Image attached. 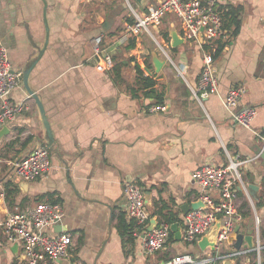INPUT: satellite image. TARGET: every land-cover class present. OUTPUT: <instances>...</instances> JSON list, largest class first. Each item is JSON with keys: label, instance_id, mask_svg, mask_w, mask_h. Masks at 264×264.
Wrapping results in <instances>:
<instances>
[{"label": "crops", "instance_id": "crops-1", "mask_svg": "<svg viewBox=\"0 0 264 264\" xmlns=\"http://www.w3.org/2000/svg\"><path fill=\"white\" fill-rule=\"evenodd\" d=\"M220 2L243 7L240 27L217 40L224 44L213 58L218 90L200 104L192 90L203 50L188 41L170 44L169 30L180 32L172 14L152 30L168 59L149 34L135 36L127 30L131 16L124 0H0V45L12 70L21 73L8 99L23 104L6 123L9 132L0 134V218L46 201L39 195L56 200L63 217L46 230L72 236L69 255L56 264H164L176 254L201 253L181 236V206L198 199L200 191L192 172L205 164L223 165L224 147L240 156L256 155L261 142L255 132H264V0ZM97 35L112 57L111 67L94 55ZM152 52L162 60L158 71ZM145 62L155 88L163 90V111H148L159 104L156 99L142 90L132 92L134 65L144 71ZM231 87H244L239 109L256 108L250 128L233 121L223 105ZM40 145L49 147L50 168L20 187L13 163ZM243 172L246 183L258 185L257 196H264V160L259 156ZM2 181L18 188L13 206L1 193ZM126 181L149 192L145 204L150 215L154 201L173 204L182 220L180 239L170 230L163 248L147 253L143 232H134L131 240L121 235L118 216L126 213ZM243 200L255 206L249 192H240L239 207ZM238 224L243 234L252 233L251 218ZM0 264H24L20 245L8 243L1 228Z\"/></svg>", "mask_w": 264, "mask_h": 264}, {"label": "built area", "instance_id": "built-area-1", "mask_svg": "<svg viewBox=\"0 0 264 264\" xmlns=\"http://www.w3.org/2000/svg\"><path fill=\"white\" fill-rule=\"evenodd\" d=\"M124 1L133 18L127 30L135 36L141 33L149 34L168 59L166 48L155 39L152 30L161 23L164 16L172 14L177 20L179 33L184 41L196 43L203 50L197 85L192 90L195 99L202 104L204 98L217 93L218 79L214 70L212 50L216 41L228 34L223 27L220 0H156L146 2L142 8L134 7L130 0ZM102 39V35L92 39L94 55L111 67L112 57L101 47ZM20 77L21 73L12 70L6 49L0 45V128L14 119L23 107V104H14L8 99L11 90L20 83ZM243 93L244 87L229 88L223 96V105L233 121L250 128L256 108H238ZM165 109V106L155 104L149 106L148 111L158 112ZM255 133L261 142L260 152L264 151V132ZM223 150L226 158L223 165L205 164L192 172V181L200 190L198 198L205 205L187 211L183 215L181 228L182 239L186 243L195 244L219 219L214 250L207 248L197 254H176L164 264H221L227 258L233 259L235 264H264V232L255 206H252L253 247L249 248L245 241L240 248L233 246L236 241L234 228L242 220L238 209L239 192L248 193L243 167L256 160L260 152L253 156H240L226 147ZM49 168V147L40 145L17 159L12 169L19 180L30 182L44 175ZM123 195L127 216L135 220L144 234V250L152 253L163 248L170 233V224L158 221L153 230H146L151 215L146 208L143 186L126 181L123 183ZM62 217L63 208L60 204L41 201L6 214L0 218V228L8 243L16 242L20 245L24 264H56L69 255L72 236L67 232L51 235L46 229L58 223Z\"/></svg>", "mask_w": 264, "mask_h": 264}, {"label": "trees", "instance_id": "trees-1", "mask_svg": "<svg viewBox=\"0 0 264 264\" xmlns=\"http://www.w3.org/2000/svg\"><path fill=\"white\" fill-rule=\"evenodd\" d=\"M133 6H137L136 2L134 0H130ZM220 9L223 10V27L227 30V32H230L231 34H236L239 31L240 27V16L243 11V7L241 5H220ZM127 21L129 24L133 22V18L129 17L127 18ZM163 37L168 41L169 35L168 32L163 31L162 33ZM220 40V39H219ZM129 47H133L134 45V38L130 40ZM217 42V41H216ZM223 43L218 41L215 44V48L213 51V58L216 57L218 54H220ZM145 67L149 70L151 69V66L149 63L145 62ZM135 68V89L132 88V92L136 93L137 91H143V94L146 97H154L156 99L157 103L162 102L163 97V90H158L155 88L156 80L153 78L154 75H145L144 71L141 69L139 64L134 65ZM137 85V87H136ZM139 94V93H138ZM2 187V193L4 196L5 201L8 203L9 206H13L16 194L18 192L17 186L11 182V181H2L1 182ZM240 193V192H239ZM45 195H39L38 200H50L51 203L56 202V200L52 199V197L47 196V199H44ZM43 198V199H42ZM49 201V202H50ZM153 205L156 207L152 215H157L160 219V221H164L166 223H173V222H181V217L177 212L173 210V204L170 201H164L162 199H159L157 201L153 202ZM264 207V196L260 195L259 198L255 202V208L262 209ZM239 213L242 217V220L244 219H250L251 218V208L247 201H242L240 203ZM151 215V216H152ZM126 213H121L118 216V227L120 229V233L122 236H127L129 240L133 238L134 232H140V228L138 224H136L135 220L132 218H129L126 220ZM262 231L264 232V228H262Z\"/></svg>", "mask_w": 264, "mask_h": 264}, {"label": "water", "instance_id": "water-1", "mask_svg": "<svg viewBox=\"0 0 264 264\" xmlns=\"http://www.w3.org/2000/svg\"><path fill=\"white\" fill-rule=\"evenodd\" d=\"M136 3L140 6V7H144L145 3L148 0H135ZM169 35H170V44L172 46L178 45L180 44L181 41H184L183 37L180 35V33L178 34L177 31L175 29H170L169 30ZM161 62L162 60H160L156 54L154 52H152V64L153 67L155 69V71H158L161 67ZM144 70L146 72H148V74H151V71L144 67ZM26 73V72H25ZM36 98V97H35ZM9 132V129L4 125L2 128H0V134H7ZM49 137H50V133ZM52 140V138L50 137V141ZM260 157L264 160V151L260 152ZM27 182L22 181L19 185L20 187L22 186V184H26ZM247 189L248 192L251 194V196L257 200L259 198V196H257V191H258V185L254 184V183H248L247 184ZM149 192L148 191H144V200L145 203H147V196H148ZM205 204L202 202L201 199H196L194 201H191L189 203H185L181 206V211L183 214H185L187 211H189L190 209H197L198 207L204 206ZM158 224V220L154 217H152L149 221L148 226L146 227L147 231H151L154 229V227ZM220 225V220L218 219L214 225L212 226L211 230L209 232H207L206 234L202 235L201 238L195 243L196 247L203 251L206 250L207 248H210L211 250H214L215 248V239H216V234L218 231ZM170 230L174 232V236L177 239H180V228H179V224L178 222H173L170 224ZM235 232H236V241L234 242L233 246L235 248H240V245L242 244L243 241H245L247 243V246L249 248L253 247L254 242H253V238L252 235L249 234H243L240 231V226L239 224H236L235 228H234ZM144 236V234H142V237ZM221 264H235L234 260L231 258H227L224 259Z\"/></svg>", "mask_w": 264, "mask_h": 264}, {"label": "rangeland", "instance_id": "rangeland-1", "mask_svg": "<svg viewBox=\"0 0 264 264\" xmlns=\"http://www.w3.org/2000/svg\"><path fill=\"white\" fill-rule=\"evenodd\" d=\"M127 9V8H126ZM125 9V10H126ZM251 211H252V208H251ZM256 212L258 214V216L260 217V219L262 220V224L261 226L264 228V209H257L256 208ZM251 221H252V225L254 226V219H253V213H251ZM252 228V227H251Z\"/></svg>", "mask_w": 264, "mask_h": 264}]
</instances>
